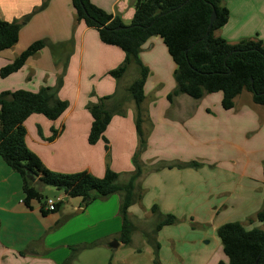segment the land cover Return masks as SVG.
Instances as JSON below:
<instances>
[{
    "label": "crops",
    "instance_id": "obj_1",
    "mask_svg": "<svg viewBox=\"0 0 264 264\" xmlns=\"http://www.w3.org/2000/svg\"><path fill=\"white\" fill-rule=\"evenodd\" d=\"M92 2L126 25L134 18V0ZM225 4L230 17L217 36L233 43L256 35L264 40V0H225ZM31 13L19 41L0 51V70L34 42L44 41L45 46L18 72L0 75V93L38 92L48 86L56 97L69 102V108L57 120L31 115L25 122L29 148L50 170L103 177L110 167L118 172L120 183L128 182L140 139L136 105L128 99L131 82L125 80L132 70L137 78L139 66L133 62L121 78L111 76L125 52L104 43L96 29L78 20L72 0H0L2 20L23 22ZM164 44L161 37H152L140 53L150 69L142 104L148 146L141 154L142 199L129 209L136 226L129 245L140 234L138 222L149 216L157 219L152 212L157 205L163 214H174L181 221L156 232L155 245L147 253L152 264H229L218 229L233 221L247 229L264 227V222L251 217L264 205V111L237 107L241 94L235 107L227 110L222 106L223 92L194 101L181 94L170 101L177 65ZM111 95L108 105L120 100L123 112L113 115L105 138L91 144L94 119L88 105ZM193 160L203 166H175ZM37 186L45 198L54 197L44 193L47 187ZM61 192L58 197L67 201L58 211H48L38 200L27 206L22 176L0 155V264H63L72 246L96 243L79 253L72 263L78 264L86 251L95 254L124 245L119 240L118 247L111 246L122 230V193L84 205L81 197L69 198ZM238 211L243 213L235 216ZM198 230L205 231L200 238L194 233ZM132 252L138 256L143 249Z\"/></svg>",
    "mask_w": 264,
    "mask_h": 264
},
{
    "label": "trees",
    "instance_id": "obj_2",
    "mask_svg": "<svg viewBox=\"0 0 264 264\" xmlns=\"http://www.w3.org/2000/svg\"><path fill=\"white\" fill-rule=\"evenodd\" d=\"M72 4L78 20L96 29L104 43L118 46L125 52L123 63L109 72L111 76L121 78L133 62L139 66V76L128 88L136 105V128L140 139L139 149L134 155L135 169L129 181L121 184L118 172L110 167L103 177L87 171L63 173L47 168L27 144L25 122L36 113L57 120L68 110L69 102L56 97L48 86L38 92L20 89L0 93V155L22 176L26 194L24 202L29 207L33 200H38L43 202L44 208L46 198L38 184L53 186L69 198L81 197L84 202L87 200L84 205L122 193L120 214L123 225L119 240L129 245L136 229L129 209L142 199V192L136 195V182L143 174L141 154L148 146L142 104L146 98L145 86L150 69L140 59L143 45L152 37H161L177 65L174 73L176 87L168 95L170 101L181 94L198 100L207 94L223 92L222 106L228 110L235 107L236 97L244 91L252 93L254 103L264 106V40L255 36L233 43L216 35V31L229 21L230 11L225 0H134L135 15L129 25L92 0H72ZM214 10L217 19L210 26ZM31 16L32 13L27 15L23 22L0 19V51L13 47L19 41L21 27ZM44 46V41L34 42L13 62L2 67L0 75L5 78L18 72ZM110 98L113 95L88 105L94 119L89 135L91 144L105 138L113 115L123 112V102L116 100L110 106L107 103ZM106 147L108 151L109 145ZM200 165L191 161L179 162L175 166ZM28 170L37 173L39 179L32 181ZM63 204L64 201L58 204L57 211ZM152 212L157 215L156 231L178 221L174 214H163L157 205L152 207ZM258 220L264 222V208L258 213ZM218 236L229 264H256L257 261L264 264V227L247 229L242 222L233 221L223 224L218 229ZM95 244L72 246V255L63 264H72L81 251ZM154 264L160 263L155 261Z\"/></svg>",
    "mask_w": 264,
    "mask_h": 264
},
{
    "label": "rangeland",
    "instance_id": "obj_3",
    "mask_svg": "<svg viewBox=\"0 0 264 264\" xmlns=\"http://www.w3.org/2000/svg\"><path fill=\"white\" fill-rule=\"evenodd\" d=\"M256 36H258V35H256ZM134 75H135L134 70H132L130 73L127 74V78L125 81L132 83L136 79V77H134ZM133 78H135V79H133ZM124 93L125 92H123V94ZM125 95H127V94L125 93ZM186 97H188L190 99V101H194L193 98H191L190 96H186ZM128 99L131 101V98L129 96H128ZM240 104H242V105H240ZM245 105L250 107L251 109H255V110L259 109V110L264 111V106L255 104L252 100L251 93L247 92V91H244L243 93H241V97L239 98V100H237V107L240 108L241 106H245ZM193 161H196V160H193ZM142 164H143V168H144V163L142 162ZM202 166L203 165L201 164L200 167H202ZM139 179L136 182V187L138 188V191L136 190L137 196H139V192H142L141 189L139 188ZM121 184H124V183H121ZM41 186L47 187L46 189H48V190L44 191V193L47 195L58 197L60 194H62V192L60 190H58L57 188H55L53 186L42 185V184H41ZM254 192H256V190H254ZM254 198H255L254 200H256L258 202L259 197H258V195H256V193H254ZM66 201L67 200H65L64 202L66 203ZM263 208H264V205H263V207H261V210H263ZM260 211H258L254 215L251 214L252 221H255L258 219V213ZM242 213H243L242 211H238V212H236L235 216H238ZM180 221L181 220L178 218V221L176 223H178ZM138 224L141 225V227H139L140 234H139V236H136L134 245L131 246V245H125L124 244L119 248H112V249L110 248L109 250H106V251L104 250V252H98L95 254L93 252L86 251L83 254H81L80 259L78 261V264H152L147 253H148L149 249H153V247L155 245V234H156V232H158V231H156L157 219H155V217L149 216L147 219L143 220L142 222H138ZM196 232H197L196 237L200 238V236H203L205 231L204 230H198V231H195L194 233L196 234ZM144 235L147 239H144ZM116 240L119 242V236L115 239V241ZM149 241H151L152 243ZM96 242H99V241H96ZM83 244H85V243H83ZM91 244H93V243H91ZM213 245H214V242L212 241L211 246H213ZM93 248H95L94 245L91 247V249H93ZM137 248L143 249V252L138 256L131 255L133 253L132 251H134ZM85 250H87V249H85ZM71 255H72V249H71ZM78 256H79V254H78ZM68 258L66 260H68ZM101 258H104V260L102 261Z\"/></svg>",
    "mask_w": 264,
    "mask_h": 264
},
{
    "label": "water",
    "instance_id": "obj_4",
    "mask_svg": "<svg viewBox=\"0 0 264 264\" xmlns=\"http://www.w3.org/2000/svg\"><path fill=\"white\" fill-rule=\"evenodd\" d=\"M216 19H217V12H216V10H214L213 11V14L211 16L210 26L214 23V21ZM27 174H28L29 178H31L32 181H37L39 179V175L37 173L31 171V170H28L27 171ZM111 246L118 247L119 246V242L116 240V241H114V242L111 243ZM256 264H258V261L256 262Z\"/></svg>",
    "mask_w": 264,
    "mask_h": 264
},
{
    "label": "built area",
    "instance_id": "obj_5",
    "mask_svg": "<svg viewBox=\"0 0 264 264\" xmlns=\"http://www.w3.org/2000/svg\"><path fill=\"white\" fill-rule=\"evenodd\" d=\"M63 201L62 197H47L44 206L48 211H57L58 204Z\"/></svg>",
    "mask_w": 264,
    "mask_h": 264
}]
</instances>
